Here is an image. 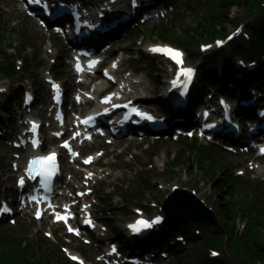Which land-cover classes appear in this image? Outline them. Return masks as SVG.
<instances>
[{
    "label": "snow or ice",
    "instance_id": "obj_1",
    "mask_svg": "<svg viewBox=\"0 0 264 264\" xmlns=\"http://www.w3.org/2000/svg\"><path fill=\"white\" fill-rule=\"evenodd\" d=\"M27 3L28 4H42L44 9H48L50 7L48 0H27ZM131 7L132 8L138 7L137 0H131ZM54 30L60 31L61 29L56 28ZM239 33H240V29H237V32L234 33L232 36H229L228 40H232L233 36L238 35ZM222 44H223L222 41L216 42L217 47L222 46ZM208 47H211V46H206V47L202 48V51H207ZM150 51L154 54H162V55L167 56L169 59L174 61V63L178 66V71L176 73V79H174L171 83H172L173 87H179L181 89V91L179 92V95L184 96L187 92L188 85L192 81V78L194 75V69L191 67H184L183 53H181L179 50H175V49H171V48H161V47H154V48L150 49ZM94 63H96V62L95 61L90 62L89 66H92V64H94ZM240 63L243 66V61H241ZM113 66L115 67V65H113ZM77 68L79 70V65H77ZM109 78L111 79V77H109ZM181 78L183 80V83L178 84V82L181 80ZM56 87H58V86L53 84V88H56ZM0 91H3V89H0ZM110 100H111V97H108V98H105L104 102L107 103ZM220 104L224 107V111L226 113L225 119H228L229 106L226 104V102L224 100H221ZM118 106L119 105H114V107H118ZM125 107H127V105H125ZM132 111H133V114L135 116H138L140 119L152 120L151 116H147L146 114L139 112L135 108H133ZM204 115H205V117H207L208 113L205 112ZM260 115L264 116V112H261ZM92 119H93V117H88V119L83 121V122L88 123ZM36 127H38V126L33 123L32 129L34 130ZM206 127H215V125H206ZM188 135H191V133H188ZM33 143H34V146H36L38 142L34 141ZM63 147L69 148L68 143L65 142ZM260 151H261V154H264V148H261ZM72 154L76 155V153H72ZM88 162H89L88 160L85 161V163H88ZM13 167H15V165H13ZM28 170H29L30 177L32 176L33 173H35V175H37V176L42 177L41 183L45 187V189L47 190L48 181H50L51 177L56 174L55 153H53L49 156L34 158L33 160L30 161V163L28 165ZM89 175H91V174H89ZM18 184H19V186L23 187L25 184L24 179L21 178L18 181ZM82 194L83 193H78V195H82ZM32 199L35 200L36 198L33 197ZM49 207L51 208L52 206L49 205ZM85 207H87V206H85ZM0 211L8 212V211H10V209L3 208ZM36 217H37V219H39L41 217V212L39 210L36 212ZM56 219L57 220H65V222L67 221V217L61 216V215H56ZM160 222H161V217H156L151 222L140 219V220H137L134 224L129 225V227L133 233H139L143 230L151 228L154 224H159ZM85 223L91 224V221L88 220V221H85ZM68 231L69 232L75 231L77 234H79L78 230H74L71 227L68 228ZM46 235H50V233L46 234ZM178 239H182V237H178ZM116 251H117L116 247L113 246L111 249V253H109V255L115 254ZM212 255L216 256L217 253L213 252ZM70 258L74 261L78 260V258L75 256H71ZM80 264H82V262H80Z\"/></svg>",
    "mask_w": 264,
    "mask_h": 264
},
{
    "label": "trees",
    "instance_id": "obj_2",
    "mask_svg": "<svg viewBox=\"0 0 264 264\" xmlns=\"http://www.w3.org/2000/svg\"><path fill=\"white\" fill-rule=\"evenodd\" d=\"M246 1H249V2H253V1H255V0H230V2L231 3H234L235 5H239V4H241V3H245ZM207 30V32L206 33H204V32H202V31H196L195 33H193V36H196V35H198V36H203V35H205V34H208V35H213L214 33H215V30L213 29V30H209V29H206ZM218 160L217 159H215V160H213V164L212 165H218ZM207 174H212V172L210 171V170H208L207 171ZM224 187V185H220V188H221V190H222V188ZM243 191V187L242 188H240V189H236V191L235 192H231V195H234V194H237V193H240V192H242ZM144 196H145V193H143V192H141V193H139V195H138V197L139 198H142V199H144ZM255 223H256V226H259V227H261V229L262 230H264V219H261V218H257L256 220H255ZM261 235V234H260ZM243 255V254H242ZM253 258V257H252ZM261 258V257H260ZM262 258H264V255L262 256ZM262 260V259H261ZM7 264H26L24 261H22V260H20V259H18V260H14L13 262H9V263H7Z\"/></svg>",
    "mask_w": 264,
    "mask_h": 264
},
{
    "label": "rangeland",
    "instance_id": "obj_3",
    "mask_svg": "<svg viewBox=\"0 0 264 264\" xmlns=\"http://www.w3.org/2000/svg\"><path fill=\"white\" fill-rule=\"evenodd\" d=\"M238 12V10L232 9L231 10V15H235ZM231 26L227 27V29H230ZM158 182H160V180H157Z\"/></svg>",
    "mask_w": 264,
    "mask_h": 264
},
{
    "label": "bare ground",
    "instance_id": "obj_4",
    "mask_svg": "<svg viewBox=\"0 0 264 264\" xmlns=\"http://www.w3.org/2000/svg\"><path fill=\"white\" fill-rule=\"evenodd\" d=\"M165 33V32H164Z\"/></svg>",
    "mask_w": 264,
    "mask_h": 264
}]
</instances>
